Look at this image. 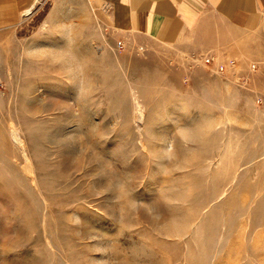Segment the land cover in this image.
<instances>
[{"label": "rangeland", "instance_id": "rangeland-1", "mask_svg": "<svg viewBox=\"0 0 264 264\" xmlns=\"http://www.w3.org/2000/svg\"><path fill=\"white\" fill-rule=\"evenodd\" d=\"M100 2L0 32V264H264V27L155 45Z\"/></svg>", "mask_w": 264, "mask_h": 264}, {"label": "crops", "instance_id": "crops-1", "mask_svg": "<svg viewBox=\"0 0 264 264\" xmlns=\"http://www.w3.org/2000/svg\"><path fill=\"white\" fill-rule=\"evenodd\" d=\"M110 7L105 23L115 34L155 45L202 49L235 43L264 27V0H100ZM39 0H0V32L16 27Z\"/></svg>", "mask_w": 264, "mask_h": 264}, {"label": "bare ground", "instance_id": "bare-ground-1", "mask_svg": "<svg viewBox=\"0 0 264 264\" xmlns=\"http://www.w3.org/2000/svg\"><path fill=\"white\" fill-rule=\"evenodd\" d=\"M31 13V8H28L25 12H24V15H29ZM170 147H172V146H170ZM169 147V148H170ZM28 161V160H27ZM30 162V161H29ZM28 162V164L25 166V169H26V172H31V167H30V164L31 163H29ZM32 172H33V170H32Z\"/></svg>", "mask_w": 264, "mask_h": 264}, {"label": "built area", "instance_id": "built-area-1", "mask_svg": "<svg viewBox=\"0 0 264 264\" xmlns=\"http://www.w3.org/2000/svg\"><path fill=\"white\" fill-rule=\"evenodd\" d=\"M100 7L103 8L104 11L108 10L109 9V6L103 2H100ZM107 30V29H106Z\"/></svg>", "mask_w": 264, "mask_h": 264}]
</instances>
